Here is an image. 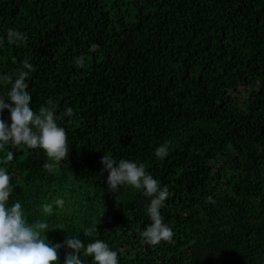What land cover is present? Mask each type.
<instances>
[{
    "label": "trees",
    "instance_id": "trees-1",
    "mask_svg": "<svg viewBox=\"0 0 264 264\" xmlns=\"http://www.w3.org/2000/svg\"><path fill=\"white\" fill-rule=\"evenodd\" d=\"M9 28L24 41L8 43ZM0 41V76L33 65L31 107L54 105L70 147L53 171L40 148H0L28 223L49 219L53 243L103 240L120 264H264V0H0ZM104 154L168 188L171 241L143 240L149 198L108 192Z\"/></svg>",
    "mask_w": 264,
    "mask_h": 264
},
{
    "label": "clouds",
    "instance_id": "clouds-1",
    "mask_svg": "<svg viewBox=\"0 0 264 264\" xmlns=\"http://www.w3.org/2000/svg\"><path fill=\"white\" fill-rule=\"evenodd\" d=\"M8 43L22 42L24 33L9 28L6 33ZM3 41H0L2 44ZM77 66H83L84 59L76 60ZM33 65L23 61L22 69L15 79L6 74L0 80L7 81L10 88L6 96H0V148L5 145H26L43 150L51 162L45 168L53 171L65 159H68L70 147L64 127L57 123L55 107L52 101L36 112L31 107L32 94L26 82ZM5 110L9 113V120L3 118ZM72 108L65 110L64 115L71 116ZM168 154V146L160 145L155 149L158 158ZM13 153H7V160L11 161ZM102 174L105 178L106 190L113 194L119 193L122 187L131 186L141 190L149 198L147 212L151 223L147 224L140 233L143 240L151 245L163 241H171L173 229L164 222L160 209L170 196L167 187H162L159 179L146 171L144 164L114 158L104 154L101 158ZM11 176L7 167L0 166V264H61V249L65 250L63 264H84L81 255L92 257L96 264H120L117 251L106 242L95 239L85 245L76 235L66 232V238L61 243H53L47 238L49 219L28 223L19 201L9 203L14 191L10 182ZM65 199L54 197L52 202L44 203L42 211L47 218L56 215L57 208H63ZM89 232L87 235H91Z\"/></svg>",
    "mask_w": 264,
    "mask_h": 264
}]
</instances>
